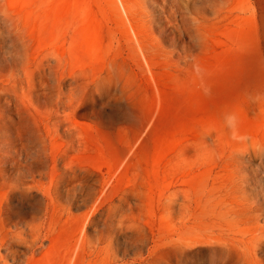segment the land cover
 <instances>
[{
    "label": "rangeland",
    "instance_id": "1",
    "mask_svg": "<svg viewBox=\"0 0 264 264\" xmlns=\"http://www.w3.org/2000/svg\"><path fill=\"white\" fill-rule=\"evenodd\" d=\"M118 1L0 0V264H181L184 239L204 260L223 234L264 235L249 1L222 23L192 2L206 24L189 50L171 10ZM127 20L148 64L129 59Z\"/></svg>",
    "mask_w": 264,
    "mask_h": 264
},
{
    "label": "bare ground",
    "instance_id": "2",
    "mask_svg": "<svg viewBox=\"0 0 264 264\" xmlns=\"http://www.w3.org/2000/svg\"><path fill=\"white\" fill-rule=\"evenodd\" d=\"M124 0H120L121 5L124 8ZM195 0H145V3L154 10H156L157 8H159L161 11L163 12H167L168 10H171L170 12V16L168 17V21L171 23V25L173 26L175 32H177L179 34V37L181 40L188 42L191 46H189L188 50L191 49L193 47V42L194 41H198V39L203 38V37H198V36H203L202 34V30H203V24L205 23V17L203 16L202 13H197L196 15H191L192 11L190 9V4L192 2H194ZM207 3V6H205L203 8V11H208V10H212L213 11V15H214V19L217 20L218 23H222L224 21L229 20V18H233V3L234 1L237 0H204ZM250 5L249 8L253 13V19H254V26L255 27V37H254V42L252 43V46L254 48L253 53H255V63H251L253 65L247 66L245 68V75L247 80L249 81L248 85L244 82V84H246L247 88L249 89L248 86H251L252 80H256L258 82V87H260V93L259 94H263L264 93V0H248ZM138 2V1H137ZM119 1L118 4L120 5ZM134 4V2H132ZM131 2V6H134L135 8V4L133 5ZM248 3V4H249ZM129 4V5H130ZM141 5V4H140ZM241 5V4H240ZM112 7V6H111ZM137 7V6H136ZM121 8V6H120ZM128 8V7H127ZM134 8H132L134 10ZM130 7L127 11H130ZM137 9V8H136ZM123 11V10H122ZM141 11V10H140ZM137 11V12H140ZM124 12V11H123ZM134 12V11H133ZM132 12V13H133ZM145 12V11H144ZM125 13V12H124ZM247 13V12H246ZM245 13V14H246ZM129 14V12L127 13ZM134 14V13H133ZM238 14V13H236ZM125 15V14H124ZM123 15V17H124ZM128 16V15H127ZM133 16V15H132ZM136 16V15H135ZM134 16V17H135ZM143 19L146 17L148 19H144L143 23L148 26L149 28H153L154 26H156L157 24H155L156 20L160 17L155 16L154 14L149 12H146L143 14ZM242 16V15H241ZM247 16V15H245ZM250 16V15H249ZM122 17V16H120ZM129 17V16H128ZM140 17V16H138ZM251 17V16H250ZM126 19V16H125ZM124 19V20H125ZM133 19V18H132ZM238 19V18H237ZM236 19V20H237ZM241 19V18H240ZM193 21L192 22H190ZM235 19L232 20L233 22L236 21ZM133 21V20H132ZM230 21V20H229ZM128 22V20H127ZM135 22V21H134ZM215 22V23H217ZM232 22V23H233ZM238 22L242 23L241 20ZM126 23V22H125ZM129 23V22H128ZM133 23V22H132ZM208 23V22H207ZM214 23V22H212ZM124 24V23H122ZM135 24V23H134ZM139 24V23H138ZM193 24V25H191ZM206 24V23H205ZM210 24V23H209ZM127 25V24H126ZM130 25V23H129ZM142 25V24H141ZM230 25V24H229ZM240 25V24H239ZM222 26V25H220ZM126 27V26H125ZM129 27V26H128ZM124 28V27H123ZM137 28V27H136ZM140 28V27H138ZM143 28V27H142ZM162 28H167L166 25H162L160 26L158 29L159 31ZM243 29V28H242ZM130 31H128V35L127 37V44L130 46L129 48H125V49H129V59L132 58H136L137 61L140 62H146V64H148L147 58H146V54L147 52H144V49L142 48V44H140L139 40L140 38H137L138 36L135 34V26L134 25H130ZM139 30V29H138ZM145 30V29H144ZM142 31V30H141ZM146 31V30H145ZM204 31V30H203ZM245 32V31H244ZM243 32V33H244ZM149 33V32H148ZM134 34V35H133ZM140 34V33H139ZM145 35V34H144ZM143 35V36H144ZM147 35V34H146ZM124 36V35H123ZM134 36V37H133ZM250 36V35H249ZM140 37V36H139ZM244 37V36H243ZM248 37V35H247ZM120 38V36H119ZM124 38L121 36V39ZM142 38V37H141ZM151 38V37H150ZM139 39V40H138ZM143 39V38H142ZM149 39V38H148ZM147 39V40H148ZM251 39H253V37H251ZM115 40V39H114ZM201 40V39H200ZM248 40V39H247ZM246 40V41H247ZM117 41V40H116ZM115 41V42H116ZM143 41V40H142ZM145 41V40H144ZM152 41V40H151ZM193 41V42H192ZM120 42V39H119ZM148 42V41H147ZM121 43V42H120ZM125 43V42H124ZM146 43V41H145ZM153 43V42H152ZM244 43H245V39H244ZM243 43V44H244ZM247 43V42H246ZM245 43V44H246ZM150 44V42H149ZM155 45V43H153ZM251 44V43H250ZM248 42V45L251 46ZM148 45V44H147ZM245 46V45H244ZM120 47V46H119ZM123 47V46H122ZM150 47V46H149ZM153 47V46H152ZM247 47V45H246ZM156 48V45L155 47ZM158 48V47H157ZM248 48V47H247ZM147 48L145 47V50ZM149 50L151 49L148 48ZM249 49V48H248ZM121 50V49H120ZM124 50V49H123ZM153 50V48H152ZM151 50V51H152ZM122 51V50H121ZM126 51V50H125ZM128 51V50H127ZM148 51V50H147ZM154 51H156V49H154ZM153 52V51H152ZM157 52V51H156ZM161 52V51H160ZM159 52V54H160ZM250 52V51H249ZM248 52V53H249ZM127 53V52H126ZM151 53V52H150ZM121 54V53H120ZM123 54V53H122ZM125 54V53H124ZM117 56V55H116ZM120 56V55H119ZM128 57V56H127ZM149 57V56H147ZM152 57V56H151ZM115 58V57H114ZM119 58V57H117ZM116 58V59H117ZM123 58V57H122ZM131 58V59H132ZM130 59V60H131ZM150 59V58H149ZM192 59V58H191ZM250 59V58H249ZM123 60V59H122ZM133 60V59H132ZM153 60V59H152ZM254 60V59H253ZM118 61V59H117ZM120 61V60H119ZM124 61L126 62V60L124 59ZM136 61V62H137ZM151 61V60H150ZM122 62V61H120ZM127 62H130L127 60ZM133 60V64L136 63ZM195 62V61H194ZM152 63V61H151ZM122 64V63H121ZM192 64V63H190ZM195 64V63H193ZM125 65V63H124ZM127 65V64H126ZM130 65V63H129ZM137 65V64H136ZM150 66V65H149ZM246 66V65H245ZM146 67V66H144ZM142 68V67H139ZM147 68V67H146ZM151 68V66H150ZM143 69V68H142ZM141 69V70H142ZM145 69V68H144ZM148 69V68H147ZM146 69V70H147ZM150 71V69H148ZM152 72V71H151ZM112 73V72H111ZM149 74V73H148ZM151 77V76H150ZM112 78V76H111ZM244 80H246L243 77ZM243 80V81H244ZM154 82V81H152ZM242 82V81H241ZM247 82V81H246ZM243 85V84H242ZM263 143H261V147H262ZM260 146V145H259ZM263 149V148H261ZM259 151V150H258ZM262 151V150H260ZM243 153V152H242ZM245 153V152H244ZM255 153V152H254ZM257 153V152H256ZM260 153V152H259ZM264 154V153H263ZM242 155V154H241ZM246 155V154H245ZM260 155V154H259ZM240 156V154H238L237 156L235 155L234 159L236 157ZM244 156V155H243ZM248 156V155H246ZM249 156H254V155H249ZM248 156V157H249ZM257 157V156H256ZM253 158V157H251ZM256 159V158H255ZM264 159V158H263ZM238 160V159H236ZM246 161V160H245ZM236 162V161H235ZM242 163V161H241ZM246 163V162H245ZM248 163V162H247ZM246 163V165H247ZM250 163V162H249ZM264 163V162H263ZM244 164V163H243ZM238 166V164H237ZM241 166V165H240ZM249 166V164L247 165ZM242 167V166H241ZM254 167V166H253ZM264 168V167H263ZM240 169V168H239ZM243 169V168H241ZM246 169V168H245ZM244 169V170H245ZM248 170V169H247ZM254 170V169H251ZM242 171V170H241ZM240 171V172H241ZM244 173V172H243ZM247 171H245L244 174H246ZM233 174V173H232ZM248 174V173H247ZM243 176V174H242ZM249 176V175H248ZM245 177H247L245 175ZM233 179V178H232ZM236 179V178H235ZM246 179V178H245ZM231 180V179H230ZM229 180V181H230ZM231 182V181H230ZM233 182V180H232ZM235 183V181H234ZM232 183V184H234ZM251 183V181L249 182ZM226 184V183H225ZM253 184V183H251ZM227 185V184H226ZM236 185V184H235ZM234 185V186H235ZM239 186V185H238ZM244 186V185H243ZM225 187V186H224ZM242 187V186H241ZM247 187V186H245ZM243 188L246 189L247 188ZM254 186H251V188H253ZM234 188V187H233ZM235 189V188H234ZM233 189V191H234ZM242 190V189H241ZM262 190V189H261ZM232 191V190H231ZM243 192H247L245 190H243ZM249 192V191H248ZM236 194V193H235ZM250 194V193H248ZM231 196V194H230ZM244 196V195H243ZM250 196V195H248ZM236 197V196H235ZM244 197H247L246 195ZM250 197H253V195H251ZM231 199V198H230ZM233 199V198H232ZM231 199V200H232ZM235 199V198H234ZM230 200V201H231ZM237 199H235L236 202ZM256 200V199H255ZM228 201V200H227ZM246 201V200H244ZM239 202V201H238ZM237 202V203H238ZM243 202V201H242ZM236 203V204H237ZM244 203V202H243ZM242 203V204H243ZM246 203V202H245ZM258 203V202H257ZM235 204V203H234ZM235 204V205H236ZM240 204V203H239ZM256 205V204H255ZM238 206V205H237ZM241 206V205H240ZM251 206H254L251 205ZM246 207V206H245ZM264 207V206H263ZM248 208V207H247ZM236 209V208H235ZM237 210V209H236ZM253 210V209H251ZM240 211V210H239ZM259 211V210H258ZM241 212V211H240ZM242 215V214H241ZM262 215V213H259V215L257 217H260ZM261 219V218H260ZM249 221V220H248ZM264 222V219H263ZM213 227H216V225L214 224ZM214 232H216L214 230ZM262 232V231H261ZM255 233V232H253ZM224 239H220L219 241L220 243L218 244L219 248H213V250H211V252L209 253V256L204 259V260H199L197 259L195 256L196 254L190 255L189 253L185 252V248L186 246H191L189 245L188 242H192L188 241V240H182L181 243H179V248H178V252L176 253V255L180 258L181 264H262L258 261V256H264V235L259 236V235H254V234H247L244 232H238L237 234H232V235H227L225 236L223 234ZM222 238V237H221ZM184 241H188V242H184ZM209 244L211 247L215 244L217 245L218 239L215 237H212L210 235H206V238L203 240ZM174 248V247H173ZM173 250V249H171ZM174 251V250H173ZM176 251V250H175ZM195 252V251H194ZM193 254V253H192ZM202 259V257H201ZM108 263V262H107ZM106 263V264H107ZM141 264V263H140ZM143 264V263H142ZM146 264V263H145Z\"/></svg>",
    "mask_w": 264,
    "mask_h": 264
}]
</instances>
